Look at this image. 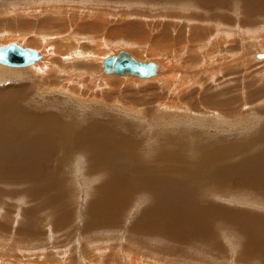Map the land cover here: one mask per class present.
<instances>
[{"label": "rangeland", "instance_id": "1", "mask_svg": "<svg viewBox=\"0 0 264 264\" xmlns=\"http://www.w3.org/2000/svg\"><path fill=\"white\" fill-rule=\"evenodd\" d=\"M53 1L0 0V50L14 44L44 53L37 65L43 73L55 67L51 71L64 72L71 65L65 60L75 53L88 58L77 75L80 93L69 92L65 75L61 94L54 92L59 79L51 84L54 78L47 73L36 79L31 69L13 67L17 70L0 75V264H84L81 257L89 260L95 253L89 241H112L113 248L119 245L120 251L141 258L139 264H264V57L258 56L264 55V0ZM201 26L230 33L227 73L201 60L205 49L213 48L215 57L218 48L212 31ZM198 40L204 42L203 52L190 50ZM120 52L160 66L162 74L142 81L104 73L102 59ZM199 52L196 70L208 75L189 77L185 59ZM87 84L101 86L102 92L94 94ZM117 104L143 112L147 123L116 110ZM168 107L176 113L164 114ZM216 113L220 117H213ZM66 134L81 136L73 150L61 141ZM32 138L42 148L52 146V155L46 160L19 156L15 143ZM87 138L98 139L90 148L99 151L87 148ZM119 144L130 148L117 152ZM136 168L160 181L145 180ZM186 170L194 174L192 181L184 179ZM165 185L173 211L211 212L206 234L157 225L156 218L151 228L146 213L158 204ZM120 190L128 196L114 222L96 224L93 208L106 210L107 216L116 209ZM245 222L253 227L248 233Z\"/></svg>", "mask_w": 264, "mask_h": 264}, {"label": "bare ground", "instance_id": "2", "mask_svg": "<svg viewBox=\"0 0 264 264\" xmlns=\"http://www.w3.org/2000/svg\"><path fill=\"white\" fill-rule=\"evenodd\" d=\"M48 1V0H47ZM51 1V0H50ZM53 1V0H52ZM57 0H55V1H53L52 3H54V2H56ZM90 1H94V0H90ZM98 1V0H97ZM261 2H262V0H260ZM45 2L46 1H44V4H45ZM47 3H49V2H47ZM89 3V2H88ZM256 3V2H255ZM258 3V2H257ZM43 4V3H42ZM43 4V5H44ZM30 5V4H29ZM28 5V6H29ZM46 5V4H45ZM51 5V4H50ZM53 5V4H52ZM55 5H56V3H55ZM90 5V4H89ZM257 5V4H256ZM54 6V5H53ZM53 6H51L52 8H53V10L55 11V9H54V7ZM98 6V5H97ZM97 6H95V7H97ZM46 7V6H45ZM47 7H48V4H47ZM46 7V8H47ZM89 7V6H88ZM87 7V8H88ZM91 7V6H90ZM98 8V7H97ZM101 8V7H100ZM40 9V8H39ZM91 9H93L92 7H91ZM50 10V9H49ZM90 10V9H89ZM95 10V9H94ZM49 12V11H48ZM51 12V11H50ZM53 12V11H52ZM92 12V11H91ZM25 13H26V11H25ZM93 13V12H92ZM104 13V12H103ZM102 13V14H103ZM97 14V13H96ZM102 14H100L99 13V16L102 18V19H100V17H99V20H101V23L103 22V20L105 19L103 16H102ZM94 15V14H93ZM104 15V14H103ZM96 16H98V15H96ZM95 16V17H96ZM94 17V18H95ZM195 18V17H194ZM86 19V18H85ZM172 19V18H171ZM94 20V19H93ZM98 20V21H99ZM182 20V19H181ZM44 21H46V20H44ZM47 21H49V20H47ZM46 21V22H47ZM194 21H195V19H194ZM188 23V22H187ZM45 24V23H44ZM97 24H99V22L97 23ZM96 24V25H97ZM210 24V23H209ZM95 25V26H96ZM207 25V24H206ZM98 26V25H97ZM96 26V27H97ZM209 26H213V24H210ZM194 27V26H193ZM44 28V27H43ZM46 28H47V26H46ZM49 28V27H48ZM50 29V28H49ZM187 29H189L188 27H187ZM201 29L203 30V31H212V34H211V36H213V39L214 40H216V42H217V44H218V48H217V51H215V52H217V56H215V57H212V53H213V48H207V49H205V51H204V42H200V40H198V42L200 43L198 46H197V48L196 49H190V50H192V51H195V50H198V51H204V56H203V59H201V55H202V53H198V54H193V55H191L190 56V58H186L185 59V61L187 62V63H190V65L189 66H185V71H186V73H191V75H189V77L190 76H194V77H199V74H201V73H203V72H201V73H199L198 74V72H197V70H196V66H197V64H198V62H199V60L201 59V60H204L205 62H206V64H212V66L214 65L215 66V70L217 69V70H219L220 71V73H221V71L223 70V71H225L226 72V70H227V72H228V69H230V52L232 51V49H233V44H232V40H231V38L229 37L230 36V33L229 32H220V31H215V29H214V27H212L211 29H208V27L206 28V27H202L201 26ZM195 30V29H194ZM49 31V30H48ZM199 31V30H198ZM189 32V34H191V33H196V32H194V31H188ZM238 32V31H237ZM240 32V31H239ZM237 34V33H236ZM245 34V33H244ZM260 34V33H259ZM175 35V34H174ZM180 36V38H182V36H181V34H179ZM202 35V33L200 34V36ZM261 35H263V34H261ZM199 36V37H200ZM241 36V35H240ZM178 37V39H180ZM202 37V36H201ZM200 37V38H201ZM204 37V36H203ZM202 37V38H203ZM206 37V36H205ZM242 37V36H241ZM201 38V39H202ZM187 39H188V41H190V38L189 37H187ZM186 39V40H187ZM207 39V38H206ZM242 39V38H241ZM260 39V38H259ZM263 39V38H262ZM252 40H253V38H252ZM179 41V40H178ZM182 41H184V40H182ZM208 41V40H207ZM255 41V40H254ZM257 41V43L258 42H261V41H258V40H256ZM206 42V41H205ZM104 43L106 44L107 43V41L105 40L104 41ZM186 43H187V41H186ZM210 43H212L211 41H210ZM261 43H263V42H261ZM181 44V43H180ZM209 44V43H208ZM214 44V43H213ZM256 44V43H255ZM264 44V43H263ZM13 45V44H12ZM191 46H192V43L190 44ZM207 45V44H206ZM212 45V44H211ZM258 45H259V43H258ZM16 46H18L20 49H22V50H30V49H27V48H23V47H20L19 45H16ZM209 46V45H208ZM261 46H263V45H261ZM7 47H9V46H7ZM6 47V48H7ZM193 47V46H192ZM99 48H100V46H99ZM186 48V47H185ZM216 48V47H215ZM235 49H236V47H234ZM3 49V48H2ZM95 49V48H94ZM97 49V48H96ZM95 49V50H96ZM188 49H189V47H188ZM184 50H186V49H184ZM262 50V49H261ZM261 50H260V52H261ZM31 51H33V50H31ZM125 51V50H124ZM235 51V50H234ZM263 52H264V49L262 50ZM34 53V58H32V61L28 64V65H26V66H18V67H24V68H26V70L28 69H31L34 73H36V74H34V77L36 78V79H43L44 78V76H45V74L47 73V75L46 76H49L50 78H54V79H50V81L49 82H51V84H52V82L53 81H57L58 79V84H59V88L58 89H56V90H54V92L55 93H57V94H61V93H64V86H63V83H62V79H61V76L62 75H65V77H66V80H67V86H69V92H76L75 91V89H77V91L80 93L82 90H81V88H82V85L77 81L78 80V77H77V75H78V73H79V71L81 70V67H82V65H81V63H84V62H87L88 61V58L86 57V56H84V55H82V53H75V57L74 58H72V59H66L65 61L66 62H68L69 63V65H70V67H68L67 69H65V71L64 72H61L60 71V69L59 68H57L55 71H51V70H53V69H55V68H53V69H51L50 71H47V72H42L40 69H38V64L40 63V62H42V61H44L45 59V54L44 53H37L36 51H33ZM48 52V51H47ZM185 52V51H184ZM187 52H188V50H187ZM257 52V51H256ZM121 53V52H120ZM120 53H118V55H116V56H113V57H107L108 59H110V58H116V57H118L119 56V54ZM222 53H223V55H222ZM259 53V52H258ZM262 53V52H261ZM260 53V54H261ZM130 54V53H129ZM183 54V53H182ZM259 54V55H260ZM115 55V54H114ZM131 55V54H130ZM214 55H215V53H214ZM255 55V54H254ZM258 55V54H257ZM112 56V55H111ZM132 56V55H131ZM171 56H173V55H171ZM245 56V55H244ZM133 58H134V56H132ZM186 57V56H185ZM184 57V58H185ZM232 57V56H231ZM245 58H246V56H245ZM76 59V60H75ZM108 59H102V62L101 63H103L104 64V73H106V74H108L109 76H112V77H114V76H116V74L115 75H112L113 73L111 72V70H110V68H107V66H106V61L108 60ZM135 59V58H134ZM233 59H235V58H233ZM253 59H255V58H253ZM263 59V58H262ZM137 60V59H136ZM236 60V59H235ZM37 61V62H36ZM138 62H140V63H142V64H145V65H149L150 66V72L147 74V76L146 77H139V76H137V75H132V74H130L129 75V73H125L124 75H119L120 77H134V78H136V79H138V78H142L141 80L143 81V80H152V79H154V78H156V77H158L159 75H161L162 74V71H161V67L160 66H158V65H156V64H153V63H145V62H142L141 60H139V58H138V60H137ZM184 61V60H183ZM184 61V62H185ZM264 61V60H263ZM36 62V63H35ZM204 62V63H205ZM176 63H177V61H176ZM199 64H201V63H199ZM4 65V66H3ZM72 66V67H71ZM209 66V65H208ZM213 66V67H214ZM13 67H15V66H8V65H6V64H4V63H2V62H0V75H5L6 74V72H10L11 70H9V68L10 69H12V70H17V68H13ZM198 67V66H197ZM206 67V66H205ZM210 67V66H209ZM199 68H202V67H199ZM204 68V67H203ZM19 70H22V69H19ZM213 71V70H212ZM230 71V70H229ZM226 72V73H227ZM63 73V74H62ZM110 73H112V74H110ZM182 73V72H181ZM205 73V75L207 74L206 72H204ZM217 73H218V71H217ZM217 73H215L216 75L215 76H217ZM132 75V76H131ZM179 75H181V74H179ZM208 75V74H207ZM219 75V74H218ZM118 76V77H119ZM137 76V77H136ZM203 76V75H202ZM220 76H221V79H223L224 78V75H221L220 74ZM38 77V78H37ZM96 77H98L97 75H96ZM99 78V77H98ZM200 78V77H199ZM206 78V77H205ZM211 78V77H210ZM55 79H57V80H55ZM139 79V80H140ZM193 79V78H192ZM217 79V78H216ZM45 80V79H44ZM93 81H97V80H94V79H92ZM99 80H104V79H102V78H100ZM119 80H120V78H119ZM123 80V79H122ZM183 80H187V79H183ZM198 80H200L201 81V79H198ZM34 81H35V79H34ZM93 81H91L90 83L91 84H94L95 82H93ZM188 81V80H187ZM193 81V80H192ZM186 82V81H185ZM114 84L115 83H118V84H120V81H116V82H113ZM112 83V84H113ZM213 83V82H212ZM184 84V83H183ZM186 84H188V83H186ZM207 84V83H206ZM225 84V83H224ZM192 85V84H191ZM197 85H198V83H197ZM196 85V86H197ZM185 86V85H184ZM190 86V85H189ZM202 86H205V83L203 82V84H202ZM85 87H86V89H88V90H90V91H92L94 94H96L97 93V91H99V92H102V90H101V86H99V87H92V86H90L89 84H87V85H85ZM198 87H199V85H198ZM220 88V87H219ZM116 89H117V91L116 92H114V95L115 96H118V93H119V89H118V87H116ZM162 90V89H161ZM172 90V89H171ZM199 90V89H198ZM205 90H207V89H205V87H204V89H203V92L205 91ZM163 91H165V89L163 90ZM173 91H175L174 89H173ZM166 92H168V91H166ZM176 92V91H175ZM174 92V93H175ZM178 92V91H177ZM182 92V91H181ZM193 92V91H192ZM206 92V91H205ZM172 93V92H171ZM203 94H205V93H203ZM188 95V94H187ZM186 95V98H188V96ZM111 95L110 94H108V95H104L102 98H106V97H110ZM195 96V95H194ZM93 97H95V98H97V96H93ZM181 97V96H180ZM184 97H185V95H184ZM184 97H182V98H184ZM119 98V97H118ZM78 99H80L79 97H78ZM120 100H122L123 101V99H122V96L120 95ZM179 100V99H178ZM180 100H182V99H180ZM188 100V99H187ZM187 102V101H186ZM120 105H122V104H117V105H115L116 107H118V109H116V110H119L120 112H122V113H130V114H132V115H134L135 116V114H136V116H137V119L139 120V119H141L142 117L141 116H143L144 115V113L143 112H136V113H132V112H130V109L129 108H127V107H125V106H121L120 107ZM169 105V104H168ZM177 106L178 104H170L169 106ZM180 105V104H179ZM115 110V111H116ZM163 110V113L164 114H168V113H172V114H175L176 113V109L174 108V107H168V110L167 109H162ZM118 111V112H119ZM179 115H180V113H179ZM146 117V116H145ZM145 117H143L142 118V120H143V122H145L144 120V118ZM213 117H220V114L219 113H216V115H213ZM163 119V118H162ZM141 123V122H140ZM145 123H147V122H145ZM147 125V124H146ZM151 127H154V126H152V125H150ZM149 126V127H150ZM157 127H159V126H156V127H154V128H157ZM120 128H117V130H119ZM147 129H151V128H148L147 127ZM40 139H41V137H40ZM80 139H81V136L80 135H76V134H66V135H64L62 138H61V141L63 142V145H64V147H66V148H70V150H73L76 146H77V144L79 143V141H80ZM50 141H49V143H54V140L53 139H49ZM96 140H98V139H93V138H87L86 139V145H87V148L88 149H90V150H92V151H99V149H93V148H90V146L92 145V142L93 141H96ZM37 140H36V138H32V139H29V140H25V141H21V142H17V143H15V150H16V153H18L19 154V156H25V155H30L31 157H36V156H43V157H45V160H46V157L48 156V157H50L51 155H52V146L51 147H49V148H42V147H40V145H37V144H35V142H36ZM130 148V146L128 145V144H119L118 146H116V151L117 152H124V151H126L127 149H129ZM21 153H26V154H21ZM0 154H1V152H0ZM226 154H228V152L226 151ZM1 158V157H0ZM82 164V163H81ZM27 167L28 168H30L31 170H33V171H35V172H38L39 174H45V172H44V170H41V169H37V166H35V165H27ZM80 168V167H79ZM202 171V170H201ZM200 171V172H201ZM184 174H185V177H184V179L186 180V179H189V181H192V178L194 177V174H192V173H190L189 171H182ZM200 172H198L197 174H196V177H197V175L200 173ZM134 173H138V174H140L141 176H143V178L145 179V180H147V181H150V182H155V183H158L160 180L159 179H157L156 177H154L153 176V174L151 173V172H149V171H142V170H140L139 168H136L135 170H134ZM9 177H12V174L13 173H11V172H7L6 173ZM14 175V174H13ZM262 179H264V176L263 175H261L260 176ZM41 178H42V180H47V181H49V178H45L44 176H42L41 175ZM119 176H116V180L115 181H117V182H119ZM208 181H209V183H210V185L212 184V182H213V179L211 178V177H208ZM117 187V186H116ZM116 187H114V188H110V190L111 191H114L115 189H116ZM161 188V187H160ZM162 191H164L165 192V194H166V196H164V195H162L161 196V193H162ZM168 191H169V189H168V187L165 185L161 190H160V198L158 199V204L153 208V209H151V210H149L147 213H146V215H150V226H151V228L153 227V225L155 226L156 225V221H153V219L154 218H156L160 223L159 224H157V225H163V226H166L167 224H177L176 225V227H178L181 231H183V229H187L188 230V232H191V233H197V234H201V235H204V234H206V232L209 230V227L211 226V222L212 221H210V217H209V214H211V212H207V213H205V214H202V215H199V214H179V210H177V211H173L175 208H176V206L175 207H171L170 206V200H167L166 198H168ZM120 197H119V199L117 200V207H116V209L114 210V211H112V212H110V211H107V216H103V213H104V211H106V210H102V209H100L98 206H96V207H94L93 209H94V215H96V224H100V223H102V222H104V221H113V220H115V217H116V215L121 211V209H122V207H124V204L126 203V201H127V196H128V192L126 191V190H120ZM262 195H263V192H261L258 196L259 197H262ZM259 199H261V198H259ZM236 200L237 201H242V197H237L236 198ZM244 200V199H243ZM203 211H205V210H203ZM217 211L219 212V214H220V212H221V210H218L217 209ZM220 216H221V214H220ZM224 218H225V216H223ZM65 218V217H64ZM241 219H242V221H243V219H244V217H241ZM186 221H189V223L188 224H186L185 222ZM63 222V221H62ZM114 222V221H113ZM148 225V222L145 224V226L144 227H146ZM186 226H188V227H190L191 228V230L189 229V228H187ZM246 228V233H248V232H250L251 230H253V227H250L249 226V224L247 223V222H245V223H242V228ZM208 234V233H207ZM253 234V233H252ZM250 235V238H254V236L253 235ZM79 240V239H78ZM116 240V239H115ZM79 243V242H78ZM83 243V242H82ZM114 242H112V241H110V242H101L100 243V245H98V244H96V242H94V241H89L88 242V247L89 248H91V250L93 251V252H95L94 254H93V256H91V258H89V260H85L86 259V257H81L82 259L81 260H83L84 262H86V263H84V264H95V260H99V261H102L103 262V264H106V262L107 261H112V263L113 264H119L120 262L122 263V264H139V263H141L142 261H141V258H133V257H131V255L129 256L127 253H128V250H126V252H124L123 250L122 251H120V248H119V245H118V248L116 249V248H113V246H114V244H113ZM84 244H81V246H83ZM86 245V244H85ZM117 245V244H116ZM87 246V245H86ZM121 246V245H120ZM85 248V247H84ZM81 249H83V248H81ZM88 249V248H87ZM82 251V250H81ZM260 251L262 252V253H264V249L261 247V249H260ZM254 252V251H253ZM88 253V252H87ZM87 253H85L84 251H83V253H81V255L82 254H86L87 255ZM97 253H100L101 254V257H97L98 256V254ZM134 254V253H133ZM103 256V257H102ZM133 256V255H132ZM137 256V255H136ZM48 258V257H47ZM46 258V259H47ZM98 258H101V260L100 259H98ZM144 258V257H143ZM45 259V260H46ZM91 260H93V262H91ZM83 261H81V263L83 262ZM159 261V260H158ZM108 264V263H107Z\"/></svg>", "mask_w": 264, "mask_h": 264}, {"label": "water", "instance_id": "3", "mask_svg": "<svg viewBox=\"0 0 264 264\" xmlns=\"http://www.w3.org/2000/svg\"><path fill=\"white\" fill-rule=\"evenodd\" d=\"M0 53H6L5 58L0 59V62L8 66H26L32 61V58H34L33 51L22 50L14 44L1 49ZM21 53H23V55ZM258 56L259 58L264 57L263 54ZM106 66L110 68L113 74L124 75L125 73H129L139 77H146L151 69L149 65L138 62L128 52H121L118 57L108 59L106 61Z\"/></svg>", "mask_w": 264, "mask_h": 264}, {"label": "snow or ice", "instance_id": "4", "mask_svg": "<svg viewBox=\"0 0 264 264\" xmlns=\"http://www.w3.org/2000/svg\"><path fill=\"white\" fill-rule=\"evenodd\" d=\"M23 55V53H21ZM6 56V53H0V59H4Z\"/></svg>", "mask_w": 264, "mask_h": 264}]
</instances>
